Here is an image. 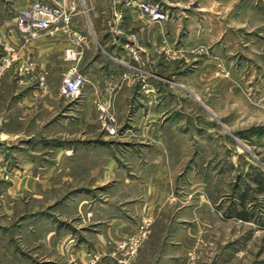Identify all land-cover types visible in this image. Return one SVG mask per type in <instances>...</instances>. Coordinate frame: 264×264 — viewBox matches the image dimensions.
<instances>
[{
  "label": "rangeland",
  "instance_id": "1",
  "mask_svg": "<svg viewBox=\"0 0 264 264\" xmlns=\"http://www.w3.org/2000/svg\"><path fill=\"white\" fill-rule=\"evenodd\" d=\"M209 3L173 11L171 49L164 57L169 62L163 69V56L155 55L150 74L166 89L159 87V99L149 103L132 97L104 102L101 95L113 96V90L86 92L87 86L75 97L58 96L59 73L33 66L20 74L13 66L17 50L2 43L0 129L19 127L18 119L4 121L10 106L18 111V96L43 90L56 98L54 126L72 149L55 156L61 160L53 167L49 152L41 168L35 158L48 153L36 150L41 140L47 148L44 124L22 145L4 144L9 139L0 136V264H264V0ZM49 30L56 28L39 32ZM160 43L155 46L163 51ZM110 58L118 64L115 55ZM144 113L151 126L166 128L171 159L182 161L178 177L185 204L203 212L189 213L180 238L150 239L143 220L133 236L101 252L85 240L95 224L68 213L63 202L104 189L95 182L111 148L104 140L143 125ZM27 127L35 130L31 120ZM29 159L34 166L27 165ZM42 192L48 197L39 205Z\"/></svg>",
  "mask_w": 264,
  "mask_h": 264
},
{
  "label": "crops",
  "instance_id": "2",
  "mask_svg": "<svg viewBox=\"0 0 264 264\" xmlns=\"http://www.w3.org/2000/svg\"><path fill=\"white\" fill-rule=\"evenodd\" d=\"M37 1L40 0H0V48L3 43L17 50L18 60L13 66H19L20 74L35 66L39 71H53L61 76L67 67L75 64L85 77L86 92L91 90L94 93L98 91L97 88H107L113 90L114 95H101L104 102L121 97L127 100L132 97L140 103L159 99L157 97L160 96L156 93L159 87L160 92L162 89L163 93L165 92L166 86L151 78L150 74L156 66L155 55L163 56L158 60L163 69L169 62L164 57L171 49L173 11L187 6L203 7L211 2L148 0L159 3L165 7L168 15H171L170 19L168 16L165 20L152 22L147 16L139 13L136 7L127 3L128 0H41L47 4H61L72 11L71 27L77 29L86 39L82 46H77L69 36L62 34L59 28L31 34L32 27L27 24L30 9ZM107 24L114 27H108ZM113 28L114 31H111ZM112 38L118 41L113 42ZM160 41L164 44L163 51L157 50L155 46V43ZM69 48L80 51L76 60L66 58L65 51ZM131 49L139 59L133 57ZM111 55L116 56L117 65L111 60ZM30 64L32 66H29ZM6 77L5 74L2 80ZM21 80L27 83L28 75H24ZM39 81L37 82L42 86L43 81ZM59 82L60 78L58 86ZM58 86L57 94L61 96ZM42 92L43 90L31 89L17 97L18 111H13L10 106L4 111V121L6 124L8 120L18 119L19 127L13 130L3 126L0 136H3L4 141L9 139L10 142L6 140L4 144L11 146L19 141V145H22L23 139L28 141L29 135L38 134V123L44 124L43 129L49 134L44 138L47 148L42 146L45 142L41 140L36 145V150L48 153L35 158L36 165L44 168V157L49 152L54 157L51 164L53 167L61 160L55 156H59L61 151L69 153L72 147L68 146L71 145L66 141L68 138L59 137L65 133H60L59 128L54 126L53 120L57 110L54 111L52 103L56 98ZM87 100L89 98L86 95L85 101ZM133 116L136 117V114ZM142 117L143 125L127 128L113 140H104L110 141L105 142V145L111 148L102 159L103 170L95 180L98 185L105 186L104 189L94 196L89 192L82 198L69 197L63 202L68 213L81 214L84 222L95 224V232L90 231L85 240L101 252L133 236L132 233L137 232V227L143 220L148 222L146 232L150 239L163 241L167 235L180 238L181 225L187 223L189 213L197 217L203 212L196 207L190 209L185 204V197L181 194L183 187L178 177L183 164L181 159H171V145L166 142L164 132L166 128L151 126L149 113H144ZM29 120L35 124L36 131L27 127ZM43 133L39 134L43 137ZM107 138L109 136L105 132L104 139ZM38 145L41 146L38 148ZM166 145L169 153L166 152ZM4 161L6 163L8 159ZM32 163L33 160L29 159L27 165L34 166ZM167 195H170L168 200ZM47 197L44 192L38 195L39 205L43 204L42 200ZM170 231L172 233L167 234Z\"/></svg>",
  "mask_w": 264,
  "mask_h": 264
},
{
  "label": "built area",
  "instance_id": "3",
  "mask_svg": "<svg viewBox=\"0 0 264 264\" xmlns=\"http://www.w3.org/2000/svg\"><path fill=\"white\" fill-rule=\"evenodd\" d=\"M127 3L136 7L139 12L147 16L152 22H158L167 18V12L162 5L148 0H128ZM72 11L66 9L63 5L47 4L43 1L35 2L30 9V18L27 26L32 27L35 34L51 27L59 28L64 34L69 36L77 45L82 46L86 39L77 29L71 27ZM80 51H74L73 48L66 49L65 56L70 60H76ZM85 83V77L75 64L67 67L60 76L58 92L61 96L75 97L82 91ZM110 134L115 133V128L111 125L107 127Z\"/></svg>",
  "mask_w": 264,
  "mask_h": 264
}]
</instances>
